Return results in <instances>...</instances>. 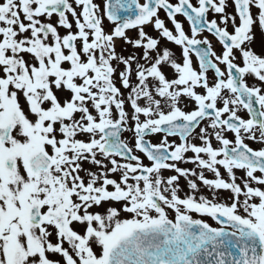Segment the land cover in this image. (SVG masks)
<instances>
[{
  "label": "snow or ice",
  "instance_id": "snow-or-ice-1",
  "mask_svg": "<svg viewBox=\"0 0 264 264\" xmlns=\"http://www.w3.org/2000/svg\"><path fill=\"white\" fill-rule=\"evenodd\" d=\"M257 26L264 0H0V264H264Z\"/></svg>",
  "mask_w": 264,
  "mask_h": 264
},
{
  "label": "flooded vegetation",
  "instance_id": "flooded-vegetation-1",
  "mask_svg": "<svg viewBox=\"0 0 264 264\" xmlns=\"http://www.w3.org/2000/svg\"><path fill=\"white\" fill-rule=\"evenodd\" d=\"M172 2H175V0H172ZM228 12H229V10L231 11V6L230 7H228L227 9H226ZM161 17L163 18L164 17V13L163 12H161ZM177 18H179V20L180 21H182L183 23H184V27H185V29L186 30H188V28H189V25H186V23H185V21H183V19H182V17H177ZM209 19H212V18H214L213 17V14L212 13H209V17H208ZM215 18H217L218 20H219V17L218 16H216ZM55 17H53V22H55ZM168 26L169 27H172L171 26V24L169 23L168 24ZM60 31H61V34H64V29H60ZM149 31L151 32V30L149 29ZM152 35H155V33H151ZM207 34V33H206ZM129 35L130 36H135L136 35V33L135 32H129ZM207 35H209V34H207ZM211 35V34H210ZM253 35H254V40H253V42H252V44H251V47L252 48H255V51L256 50H261L259 53H264V33H262L261 32V30H260V28L257 26V27H254L253 28ZM208 39H209V37H208ZM213 42H215V44H212L213 45V47H214V49L219 53L220 52V48H221V46L218 44V42L216 41V39H211ZM210 40V41H211ZM120 44H123V42L122 41H118L117 42V51H118V53H120L121 52V50H120ZM168 47L169 48H171L174 52H177L178 53V56L180 55V52H178L177 51V48L178 47H176V46H174V45H172V44H169L168 45ZM124 48H125V46H124ZM258 53V54H259ZM125 55H126V53H125ZM193 63H194V66L198 63V60H197V58L195 57V55L193 54ZM223 67V66H222ZM118 86H119V84H118ZM127 135V134H126ZM177 142H179L178 140H177ZM251 145L252 146H255V147H257V144H255V143H251ZM87 167V166H86Z\"/></svg>",
  "mask_w": 264,
  "mask_h": 264
},
{
  "label": "rangeland",
  "instance_id": "rangeland-1",
  "mask_svg": "<svg viewBox=\"0 0 264 264\" xmlns=\"http://www.w3.org/2000/svg\"><path fill=\"white\" fill-rule=\"evenodd\" d=\"M234 11V9L231 7V11L229 10V12L231 13V12H233ZM70 19H71V17H70ZM124 46L125 45H123V44H120V50H121V54H123V55H125V53H126V55L127 54H129L131 51H132V49L129 47L128 48V50L127 51H124ZM125 47H127V46H125ZM253 50L255 51V48H253ZM261 50H256V52L257 53H259ZM176 53V55L178 56V53L177 52H175ZM250 83H251V80L249 81ZM252 146V145H251ZM253 148H259L260 147V145L258 144V146L257 147H255V146H252ZM189 156L191 155V153H189L188 154ZM88 167V165H85V167ZM180 167H186V168H192L193 167V165H191V164H180L179 165ZM169 174H171V173H166V175H169ZM206 175H208V177L209 178H212L211 177V174H206ZM237 175L239 176V175H242V173H237ZM199 183V182H198ZM180 185H181V188L183 189V191L180 193V195L183 197L189 190H188V188H187V186H186V183H185V181L183 180V178H181V181H180ZM201 194H203V195H205V196H209L210 195V193L207 191V189L206 188H204L203 186H201L200 187V191L198 192V193H196V195H197V197L199 196V195H201ZM218 196H219V198L221 199V200H227V198H228V196H229V193H227V192H224V191H221V192H219L218 193ZM193 216L195 217V218H200V219H204V220H206L208 223H210V224H212L213 226H216L215 225V222L213 221V220H211L209 217H207V216H203V217H201V216H199L198 214H193ZM170 217H171V213H170Z\"/></svg>",
  "mask_w": 264,
  "mask_h": 264
}]
</instances>
